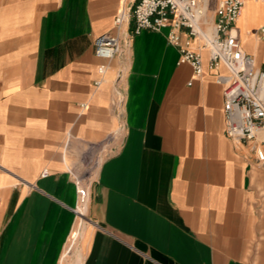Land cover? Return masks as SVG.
Instances as JSON below:
<instances>
[{
  "label": "crops",
  "instance_id": "0c3cea01",
  "mask_svg": "<svg viewBox=\"0 0 264 264\" xmlns=\"http://www.w3.org/2000/svg\"><path fill=\"white\" fill-rule=\"evenodd\" d=\"M121 3L0 0V264L76 247L80 264H264V168L224 133L207 51L196 77L166 30L143 29L98 73L93 42ZM235 26L264 69V0ZM107 150L83 206L75 176Z\"/></svg>",
  "mask_w": 264,
  "mask_h": 264
},
{
  "label": "built area",
  "instance_id": "2783aa9c",
  "mask_svg": "<svg viewBox=\"0 0 264 264\" xmlns=\"http://www.w3.org/2000/svg\"><path fill=\"white\" fill-rule=\"evenodd\" d=\"M122 0L113 20L115 32L102 33L93 42L94 55L103 60L97 67L101 75L106 60L122 52L120 36L128 37L143 29L166 30L168 42L179 50V62L191 65L194 76L204 72L202 51H207V66L222 88L224 133L238 146H249L253 163L264 168V69L248 53L235 26L246 0ZM212 9L213 19L209 17ZM133 19L131 31L124 28ZM264 38V27L259 30ZM225 67L226 71H221ZM95 80L94 84H99ZM113 100L121 104L120 89L114 85ZM98 168V167H97ZM47 175V170L41 172ZM78 203L89 199V184L75 176Z\"/></svg>",
  "mask_w": 264,
  "mask_h": 264
},
{
  "label": "rangeland",
  "instance_id": "374dc122",
  "mask_svg": "<svg viewBox=\"0 0 264 264\" xmlns=\"http://www.w3.org/2000/svg\"><path fill=\"white\" fill-rule=\"evenodd\" d=\"M110 151L107 150L106 152L99 153L95 156L92 155L90 157H87V159L83 162V168L81 169L79 174L76 175L83 177L85 181L88 182L90 193L92 191L96 179L97 167L99 166L103 158H105L110 153ZM87 204H89V199L87 200ZM78 211H79L78 218L85 217L86 218L85 220L91 221L89 220L88 212L87 215H85L83 207L79 206ZM80 262H81V258L79 256V248L76 247L74 249V252H71L69 255H67V257H65V260L63 261L62 264H80Z\"/></svg>",
  "mask_w": 264,
  "mask_h": 264
},
{
  "label": "bare ground",
  "instance_id": "6f19581e",
  "mask_svg": "<svg viewBox=\"0 0 264 264\" xmlns=\"http://www.w3.org/2000/svg\"><path fill=\"white\" fill-rule=\"evenodd\" d=\"M85 203H86V202L82 203L83 206L85 205ZM90 226H91V225H90ZM71 235L76 236V232H75V231H72V234H71Z\"/></svg>",
  "mask_w": 264,
  "mask_h": 264
}]
</instances>
